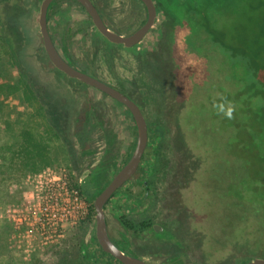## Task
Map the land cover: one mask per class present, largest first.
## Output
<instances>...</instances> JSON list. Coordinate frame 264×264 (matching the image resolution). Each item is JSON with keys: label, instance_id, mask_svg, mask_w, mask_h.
Instances as JSON below:
<instances>
[{"label": "rangeland", "instance_id": "obj_1", "mask_svg": "<svg viewBox=\"0 0 264 264\" xmlns=\"http://www.w3.org/2000/svg\"><path fill=\"white\" fill-rule=\"evenodd\" d=\"M42 1L0 3V146L20 143L25 129L51 146L43 152V160L37 154L34 167L25 156H16L15 166L10 164L9 151L0 156V264H119L98 251L96 219L89 220L95 197L89 191L82 194L88 215L65 224L62 238L46 241L38 231L39 214L34 207H38V183L46 172L66 174L70 186L82 184L105 150L104 127L117 132L123 153L137 141L135 122L122 104L52 65L38 24ZM91 1L106 24L120 35H131L147 20L140 0ZM162 21L157 14L145 39L126 48L104 38L78 2L56 0L49 9L50 34L58 48L65 42L71 64L134 100L150 130L154 131L155 124L163 128L160 141L149 135L146 151L150 147V154L141 163L142 171L116 194L105 212L109 231L116 239L126 235L129 246L125 253L149 264H246L264 258V238L258 236L254 221L237 226L235 236L226 239L215 225V206L209 203L204 184L209 152L204 142L193 141L181 122L188 84L172 42L167 36L161 38ZM3 36L10 39L14 56ZM20 73L30 84L27 94L20 89L8 93L6 86L24 88ZM51 128L57 133L50 134ZM157 147L160 150L155 155L152 152ZM132 153L122 155L120 162L128 161ZM142 181L147 182L148 196L127 219L134 226H162L172 236L170 240L140 227L128 232L117 220L131 202L126 192L142 194L143 188L137 185ZM9 208L20 214L8 213ZM87 248L97 250L98 256H84Z\"/></svg>", "mask_w": 264, "mask_h": 264}, {"label": "trees", "instance_id": "obj_2", "mask_svg": "<svg viewBox=\"0 0 264 264\" xmlns=\"http://www.w3.org/2000/svg\"><path fill=\"white\" fill-rule=\"evenodd\" d=\"M3 1L7 0H0V3ZM154 2L163 20L161 38L167 36L172 42L179 55L178 62L185 69L183 78L188 89L181 122H185L193 141L204 142L209 152L204 184L206 193L210 194L207 195L208 201L215 206V225L221 228L226 239L235 236L237 226L254 221L258 226V236L264 238V0ZM3 38L14 56L10 39L7 36ZM62 43L64 58L71 63L72 57L65 42ZM20 74L24 88L6 86L8 93L15 94L20 89L27 94L30 84L24 82L22 79L27 77ZM214 103L233 107V118L218 115ZM131 120L134 123L133 118ZM49 132L57 133L52 128ZM104 132L106 147L98 163L90 168L87 184H72L81 195L89 191V195L98 196L122 164L127 163V158L120 162L122 155L128 157V153L135 149L136 144L133 143L123 153L117 132L108 127H104ZM150 134L156 135L160 141L164 136L162 126L155 124L154 131L149 127ZM50 149L45 138H38L30 129H25L20 143L0 146V156L2 152L9 151L11 166H15L18 155L30 158L29 166H33V161L38 163L37 154L43 160V152ZM159 150L157 147L152 153L157 155ZM88 153L91 152L83 154ZM148 154L150 147L142 162ZM142 169L140 166L138 175ZM90 210L89 220L95 222L93 203ZM120 220L130 231L136 227L151 228L145 223L134 226ZM124 240L129 241L126 235ZM117 246L123 252L127 250L122 243ZM109 258L116 261L111 256ZM177 258L172 262L175 263Z\"/></svg>", "mask_w": 264, "mask_h": 264}, {"label": "water", "instance_id": "obj_3", "mask_svg": "<svg viewBox=\"0 0 264 264\" xmlns=\"http://www.w3.org/2000/svg\"><path fill=\"white\" fill-rule=\"evenodd\" d=\"M56 0H43L40 6L38 24L43 40L45 52L52 65L70 78L76 79L90 87L96 88L108 97L124 105L131 113L137 128V141L135 149L127 163L115 174L110 183L94 200L95 219H96V238L100 248L107 255L117 260L121 264H148L145 260L126 254L121 251L109 236L108 225L105 215V206L111 197L137 173L149 141V127L140 106L126 94L115 87L93 77L72 66L58 51L48 27V13L51 5ZM87 12L98 32L110 43L123 45L132 48L141 43L157 18V8L154 0H140L147 10L146 22L134 33L123 36L113 31L104 21L96 6L91 0H75ZM160 230L159 227L156 228ZM246 264H264V258H255Z\"/></svg>", "mask_w": 264, "mask_h": 264}, {"label": "built area", "instance_id": "obj_4", "mask_svg": "<svg viewBox=\"0 0 264 264\" xmlns=\"http://www.w3.org/2000/svg\"><path fill=\"white\" fill-rule=\"evenodd\" d=\"M43 177L38 183L41 189L35 200L38 207L35 205L34 211L39 214L36 224L43 239L56 242L63 237L65 224H74L86 218L89 206L80 191L68 184L66 174L46 172ZM15 209L9 208L8 213L15 211L19 215L20 212Z\"/></svg>", "mask_w": 264, "mask_h": 264}, {"label": "flooded vegetation", "instance_id": "obj_5", "mask_svg": "<svg viewBox=\"0 0 264 264\" xmlns=\"http://www.w3.org/2000/svg\"><path fill=\"white\" fill-rule=\"evenodd\" d=\"M57 47V46H56ZM57 49H58V51L60 52V54L64 57V55H63V53H62V49L61 48H58L57 47ZM68 61V60H67ZM69 62V61H68ZM70 63V62H69ZM71 64V63H70ZM72 65V64H71ZM73 66V65H72ZM141 108V107H140ZM95 166V165H94ZM140 166H143V164H141ZM140 168V167H139ZM139 170V169H138ZM90 172V171H89ZM137 173H138V171H137ZM137 173L135 174V175H137ZM115 176V175H114ZM114 176H112L111 178H110V180H109V182L108 183H106L105 184V186H104V188L110 183V181L113 179V177ZM132 180V179H131ZM130 180V181H131ZM83 182H82V184L83 185H86L87 184V182H86V180L84 181V180H82ZM130 181H128L126 184H124L112 197H111V199L108 201V203L106 204V206H105V212L108 210V207H109V205H111L112 203H113V200L115 199V196H116V194L118 193V192H120L122 189H124L125 188V186L130 182ZM137 185L138 186H141L143 189V191H142V194H139L140 192H132V190L131 191H127L126 192V196H127V198H131V202L130 203H128L125 207V209H124V212L122 213V214H120L118 217H117V220H118V222H119V224L124 228V229H126L124 226H123V224H122V222H121V220L120 219H122L123 221H127V222H129L130 224H132L128 219H127V216L129 215V214H131V213H136V212H138L139 211V205L147 198V196H148V193H149V187H148V185H147V182H144V181H142V182H137ZM137 186V187H138ZM103 188V189H104ZM88 189H89V187H88ZM91 192V191H90ZM97 197V196H96ZM96 197H95V199H96ZM94 199V200H95ZM105 215H106V213H105ZM106 220H107V218H106ZM107 225H108V222H107ZM157 227H159L160 228V230H157L156 228ZM128 232H130V230H128V229H126ZM146 230H148V231H152V232H154V234L157 236V234H158V238H160V239H165V240H170V239H172V236L169 234V233H167V231H165L164 230V228L162 227V226H156V225H154L153 226V228H147ZM135 231V230H134ZM108 232H109V236H110V238L112 239V241L115 243V245L117 246V245H119V243H122V244H124L125 246H126V248L129 246L128 244H129V241L127 242L126 240H124V236L125 235H122L121 236V238H119V239H116V238H114V237H112V235H111V233H110V231H109V228H108ZM95 236H96V234H95ZM94 241L97 243V245H98V251H100V254L102 255H107L105 252H103V250L100 248V245H99V243H98V241H97V238L96 239H94ZM118 247V246H117ZM119 248V247H118ZM128 249V248H127ZM97 250H93V251H91V249L90 248H87L86 250H83V254H84V256H98V254H99V252H98ZM125 252H127V250L125 251ZM142 259V258H141ZM144 260V259H143ZM117 261V260H116ZM147 262V261H146ZM148 263V262H147ZM149 264V263H148Z\"/></svg>", "mask_w": 264, "mask_h": 264}, {"label": "clouds", "instance_id": "obj_6", "mask_svg": "<svg viewBox=\"0 0 264 264\" xmlns=\"http://www.w3.org/2000/svg\"><path fill=\"white\" fill-rule=\"evenodd\" d=\"M213 107L217 110L218 115H222L228 119L233 118L234 108L231 106H225L224 103H214Z\"/></svg>", "mask_w": 264, "mask_h": 264}]
</instances>
